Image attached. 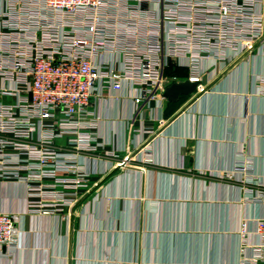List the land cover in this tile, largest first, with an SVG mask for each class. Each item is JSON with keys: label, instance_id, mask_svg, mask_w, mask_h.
Instances as JSON below:
<instances>
[{"label": "crops", "instance_id": "0c3cea01", "mask_svg": "<svg viewBox=\"0 0 264 264\" xmlns=\"http://www.w3.org/2000/svg\"><path fill=\"white\" fill-rule=\"evenodd\" d=\"M116 1L120 11L137 5ZM9 5L0 0V13L13 22ZM107 23L117 32L126 27L114 12ZM256 49L239 61L200 62L197 92L165 100L161 121L152 123L150 163L140 160L139 133L128 130L134 91L125 85L116 97L95 96L94 135L118 156L91 159L96 172L88 192L51 215L27 214L25 187L0 178V211L22 216L18 243L0 247V264H239L250 257L264 213V45ZM187 62L166 61L169 83L196 75ZM128 152V161L113 168ZM69 209L77 213L71 219Z\"/></svg>", "mask_w": 264, "mask_h": 264}, {"label": "built area", "instance_id": "2783aa9c", "mask_svg": "<svg viewBox=\"0 0 264 264\" xmlns=\"http://www.w3.org/2000/svg\"><path fill=\"white\" fill-rule=\"evenodd\" d=\"M134 1L120 11L116 0H10L7 16L17 19L0 13V178L25 187L29 215L61 213L70 195L90 188L91 159L118 156L94 135L95 96L134 91L128 130L139 133L140 160L150 163L147 141L170 84L166 61H188L190 80H199L200 62L239 61L264 45V0ZM111 12L124 29L108 26ZM21 218L0 211V247L17 245ZM256 233L259 243L239 264H264V213Z\"/></svg>", "mask_w": 264, "mask_h": 264}, {"label": "water", "instance_id": "95a60500", "mask_svg": "<svg viewBox=\"0 0 264 264\" xmlns=\"http://www.w3.org/2000/svg\"><path fill=\"white\" fill-rule=\"evenodd\" d=\"M201 81L199 80H190V78L171 82L169 85L165 86L162 95L168 102H177L181 96H190L197 92V89ZM114 171L109 175L101 179L103 183Z\"/></svg>", "mask_w": 264, "mask_h": 264}, {"label": "rangeland", "instance_id": "374dc122", "mask_svg": "<svg viewBox=\"0 0 264 264\" xmlns=\"http://www.w3.org/2000/svg\"><path fill=\"white\" fill-rule=\"evenodd\" d=\"M254 48H258V47H254ZM258 53V49H254V50H252V51H250L249 53H246V54H244L242 57H241V59L243 60V58L245 57H252V55H255V54H257ZM252 54V55H251ZM246 55H248V56H246ZM250 55V56H249ZM225 62V61H224ZM235 173V172H234ZM91 184V182H90V177H89V179H88V182H87V184L85 185V186H89ZM70 197V203L71 202H74V201H77L76 199H77V195H70L69 196ZM92 199V198H91ZM91 199H88V198H86V200H85V203H87V201H89V200H91ZM70 207V206H69ZM61 210H59V212H60ZM62 212V211H61ZM63 213H66V210H64L63 211ZM75 215H77V213H76V210H71V209H69L68 210V218L69 219H71L72 217H74Z\"/></svg>", "mask_w": 264, "mask_h": 264}, {"label": "trees", "instance_id": "16d2710c", "mask_svg": "<svg viewBox=\"0 0 264 264\" xmlns=\"http://www.w3.org/2000/svg\"><path fill=\"white\" fill-rule=\"evenodd\" d=\"M170 68L175 69V73L177 72V71H176L177 68H175V67H170Z\"/></svg>", "mask_w": 264, "mask_h": 264}, {"label": "bare ground", "instance_id": "6f19581e", "mask_svg": "<svg viewBox=\"0 0 264 264\" xmlns=\"http://www.w3.org/2000/svg\"><path fill=\"white\" fill-rule=\"evenodd\" d=\"M249 52V51H248Z\"/></svg>", "mask_w": 264, "mask_h": 264}]
</instances>
